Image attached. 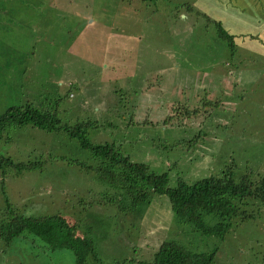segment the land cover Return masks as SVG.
Returning <instances> with one entry per match:
<instances>
[{"label": "rangeland", "instance_id": "obj_1", "mask_svg": "<svg viewBox=\"0 0 264 264\" xmlns=\"http://www.w3.org/2000/svg\"><path fill=\"white\" fill-rule=\"evenodd\" d=\"M195 1L0 0V115L29 101L62 124L93 121L91 142H117L123 154L166 172L170 187L229 169L236 182L248 175L259 182L264 56L242 43L244 37L237 45L222 37ZM127 36L135 41L138 72L161 75L162 91L148 97L174 114L169 124L98 111L97 90L108 76L111 84L102 85L108 94L120 81L115 75L122 86H148L141 76L124 77ZM0 155L14 162L0 166V264H78L72 250H52L29 231L9 243L1 235L2 222L15 215L57 213L92 240L96 257L85 264H139L172 239L216 252L211 264H264V201L247 199L244 208L253 217L235 220L220 238L180 222L166 194L154 193L149 206L132 205L125 189L100 175L93 151L64 130L7 125ZM205 219L218 222L215 214Z\"/></svg>", "mask_w": 264, "mask_h": 264}, {"label": "trees", "instance_id": "obj_2", "mask_svg": "<svg viewBox=\"0 0 264 264\" xmlns=\"http://www.w3.org/2000/svg\"><path fill=\"white\" fill-rule=\"evenodd\" d=\"M214 21L219 34L235 45L234 36L220 21ZM119 37L122 35L112 41L116 44ZM126 40L127 43L124 45L127 46L125 53L128 66L124 77L135 81L141 76L148 86H122L119 83L123 78L120 79L121 75H115L116 80L120 81L113 85L114 94H108L102 87V85L107 86L106 83L111 84L109 81L113 78L108 76L109 81L104 80L97 90L98 99L95 100L100 107L98 111H102L103 108L115 116L127 114L129 118L139 123H154L155 120L160 119L161 122L169 124L174 120V114L164 110L161 112L162 106L160 104L161 107L156 106L157 104L148 97L152 92L156 96L155 91H162V80L159 78L161 75L154 70L138 72L135 41L129 36ZM132 67L134 69L128 71ZM181 90L183 91L182 87ZM176 110L178 108H174L173 111ZM45 111L29 101L9 108L0 115V131L7 125L19 126L32 123L48 131L64 130L70 136L77 137L83 147L90 148L101 160L100 175L106 182L120 187L121 190L125 189L127 195L133 199L132 205L143 202L149 206L154 193L166 194L180 222L192 223L204 233L223 238L233 228L235 220L253 217V214H249L244 208L247 199L264 201V176L259 182H253L249 175L236 182L232 170L229 169L221 176H206L193 183L181 180L175 187H170L166 172L158 174L150 169L148 163L135 161L129 155L123 154L117 142H91L87 132L93 121H79L74 125L62 124L58 116L48 110ZM13 163L10 156L7 158L0 155V166H3L4 170L8 164ZM22 165L26 164L22 163ZM237 198L239 201H236ZM121 207L124 208L125 205ZM207 214L218 216V222L215 225H208L205 219ZM26 231L42 238L52 250L57 248L72 250L76 254L78 264H85L90 255L96 257L92 240L86 235L79 236L75 233L72 224L61 213L38 217L15 215L1 224V235L8 243ZM157 249L139 264H211L216 253L196 252L173 239L162 241Z\"/></svg>", "mask_w": 264, "mask_h": 264}, {"label": "crops", "instance_id": "obj_3", "mask_svg": "<svg viewBox=\"0 0 264 264\" xmlns=\"http://www.w3.org/2000/svg\"><path fill=\"white\" fill-rule=\"evenodd\" d=\"M195 2V5L212 20L221 22L224 28L234 36L236 45L237 39L244 37L241 40L242 43L247 44V47L254 50L256 55L264 56V0H198Z\"/></svg>", "mask_w": 264, "mask_h": 264}, {"label": "clouds", "instance_id": "obj_4", "mask_svg": "<svg viewBox=\"0 0 264 264\" xmlns=\"http://www.w3.org/2000/svg\"><path fill=\"white\" fill-rule=\"evenodd\" d=\"M186 182V181H185Z\"/></svg>", "mask_w": 264, "mask_h": 264}]
</instances>
